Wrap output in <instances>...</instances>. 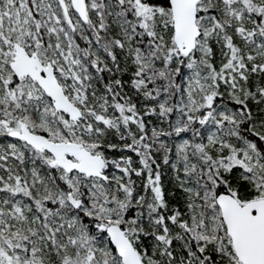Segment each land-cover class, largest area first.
Here are the masks:
<instances>
[{"label":"snow or ice","instance_id":"1","mask_svg":"<svg viewBox=\"0 0 264 264\" xmlns=\"http://www.w3.org/2000/svg\"><path fill=\"white\" fill-rule=\"evenodd\" d=\"M0 264H264V0H0Z\"/></svg>","mask_w":264,"mask_h":264}]
</instances>
